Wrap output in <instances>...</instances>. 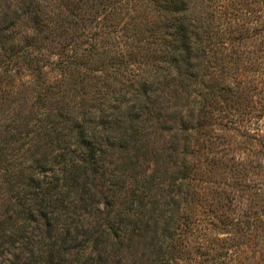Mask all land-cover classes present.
I'll return each mask as SVG.
<instances>
[{
  "label": "trees",
  "instance_id": "obj_1",
  "mask_svg": "<svg viewBox=\"0 0 264 264\" xmlns=\"http://www.w3.org/2000/svg\"><path fill=\"white\" fill-rule=\"evenodd\" d=\"M39 1L21 0L6 13L0 32L19 20L24 21L25 16L26 21H34L32 34L14 51L10 60L13 67L23 60L36 79L43 80L45 65L27 48L40 31L37 24L44 19L40 15L42 4ZM222 1L195 0L187 6L183 0H152L158 12L155 27L147 29L148 35L138 37V49L149 54L156 44L158 50L168 55L177 71L169 72L170 75H163L158 70L141 74L130 90L137 100L127 111L128 117L139 118L146 114L148 119L156 120L157 127L172 130V126L163 125L169 115L158 109L163 108L162 99L175 98L185 92L193 104L187 115L179 117V139L184 146L173 145L178 155L174 164L179 172L175 181L179 182H170L167 192L160 197L153 199L148 194L151 180L146 178L141 187L133 184L131 193L124 190L123 178L128 170L136 169L143 146L140 127L132 126L127 139L120 144L127 152L124 163L120 168L109 170L102 157L106 152L104 141L98 138L97 132L89 134L78 120V146L70 148L68 144L63 145L67 133L46 111L33 118L28 130L29 123L21 117L20 111L6 117L5 124L0 125L3 126L0 131H6L9 137L3 142L5 146L0 145V201L6 202L0 213V256H8L5 264H130L126 249L137 237H144L145 232L151 231V225L157 226L159 217L163 225L157 235L158 246L153 252L152 264H238L244 254L246 262L244 259L242 264L257 263L247 261V249L256 243L260 232L264 233V135L257 133L258 127H250L255 124L250 108L251 90L245 74L236 64L241 59L237 48L239 34L231 29L230 8ZM196 5L199 10L195 11ZM42 6H50L52 10L51 5L43 3ZM224 12H227L225 17ZM47 13L44 10V14ZM233 53L238 58H234ZM56 66L67 69L71 65L59 60ZM2 75L3 78L10 77L11 67L0 66V81ZM41 94L37 105L45 108ZM175 118L177 116L173 114L172 119ZM121 119L119 115H113L102 120L117 125ZM223 122L243 126V132L235 129L242 137L256 143L248 147L249 155L235 157L234 163L228 161L237 170L236 183L218 184L217 191L224 205H230L238 198L247 202L242 204L243 212L236 217L222 213V229L231 235L217 239L220 241L217 250L205 248L203 244L192 245L188 234L210 229L205 225L204 195L200 187L203 179L199 173L203 162L209 161L204 150L211 151L215 146L211 128ZM178 130H175V138ZM32 134L34 136L30 137ZM32 139H48L54 151L38 156L33 152L34 157L29 161L18 159L14 150L6 146L10 143L13 148L15 142L29 140L31 143ZM110 145L115 146L113 141ZM55 150L58 153H54ZM14 156L15 161L12 160ZM212 159L220 161L215 156ZM250 173L262 176V181L250 182ZM155 177L156 174L151 176ZM106 180L110 183V192L99 196L97 186ZM123 194L127 197L119 201ZM91 216L92 221L87 219ZM88 248V255L80 262L77 256ZM14 249L18 252L12 251ZM251 253L255 254V251Z\"/></svg>",
  "mask_w": 264,
  "mask_h": 264
},
{
  "label": "rangeland",
  "instance_id": "obj_2",
  "mask_svg": "<svg viewBox=\"0 0 264 264\" xmlns=\"http://www.w3.org/2000/svg\"><path fill=\"white\" fill-rule=\"evenodd\" d=\"M194 2L195 0H183L187 6ZM20 3L21 0L1 1L0 24L6 13H10ZM39 3L51 5L52 10L50 6L41 5L40 15L44 19L37 24L40 31L36 38L28 43L27 48L34 56L41 58V63L45 65L43 80H37L32 74V69L23 60L14 67L10 60L14 51L23 46L26 38L32 34L34 21H26L25 16L24 21L19 20L17 24L0 32V66L11 67V76L3 78L2 75L0 81V108H2L0 125L5 124L9 114L20 111L21 117H25V121L29 123L28 125L24 122L28 125L26 127L28 130L33 118L46 111L52 121L58 123V127L67 133L63 145L68 144L70 148H74L78 146L79 128H76L78 120L79 124L87 128L89 134H92V131L97 132L98 138L104 141L103 149L106 152L102 157L109 170L120 168L124 163L127 152L120 144L127 139V132L132 126L140 127L143 146L138 154L136 169L128 170V174L123 178L124 190L131 193L130 189L135 185L141 187L146 178L151 180L148 194H151L153 199L160 197V194L167 192L170 182H179V180L175 181L179 172L174 164L175 160H178V155L173 145L184 146V142L179 139L181 137L178 130L179 117L187 115L193 104L185 92H181L180 96L175 98L162 99L163 108L158 107V109L169 115L163 125L172 126V130L157 127L156 120L148 119L146 114H141L139 118L128 117L129 108L137 100L130 90L141 74L158 70L163 75H170L169 72L177 71L168 60V55L158 50L156 44L149 54L146 50L137 47L138 37L148 35L147 29L155 27L158 12L154 2L152 0H40ZM222 3L230 8L231 13L228 14L232 16L231 29L235 30V34H239L237 48L241 59L236 60V64L245 74L251 90L250 108L255 124L250 127H258L257 133L264 135V0H223ZM194 9L199 10V5ZM44 10L48 13L44 14ZM225 15L227 12H224V17ZM223 22L228 28L225 19ZM144 57L147 59H143ZM233 57L238 58L234 53ZM59 60H64L71 66L67 69L58 68L56 64ZM39 93H42L41 96L45 100V108L37 105ZM173 114L177 118L172 119ZM113 115L122 118L117 125L106 124L102 120ZM225 123L227 122L211 128L215 146L211 151L204 150L209 161L203 162V168L199 173L203 179L200 187L204 195L202 201L204 218L207 221L205 225L210 229L202 233L188 234L189 239L193 241L192 245L203 244L205 248L214 247L217 250L220 249V241L217 239L231 235L222 229L221 221L224 218L222 213L236 217L243 212L242 204L247 202L246 199L238 198L232 204L224 205L217 191L218 184L221 183L222 186L236 183L237 170L233 169L228 161L232 163L235 157L249 155L248 147L256 143L242 137L241 132L235 129H241L240 131L243 132V126L231 123L225 125ZM0 128L3 129V126ZM175 130H178L176 138ZM8 138V133L1 130L0 145L5 146L3 142ZM28 141L15 142L13 148H10V143L6 146L9 150H14L13 153L17 154L18 159L29 161L34 157L33 152L38 156L54 151L48 139L37 140L39 141L37 145H34L37 141L33 139L31 143ZM112 141L115 146L110 145ZM259 149L263 150V148ZM54 153H58V150ZM212 156L219 158L220 161L214 162ZM12 160L15 161L16 156ZM153 174H156L155 178H151ZM248 179L250 182L254 180L260 182L263 178L258 174L250 173ZM139 180L141 181L137 184ZM109 184L106 180L97 186L99 196L110 192ZM123 196L124 194L119 201L127 197ZM152 197L148 199L151 201ZM5 205L6 202L0 201V213H3ZM87 219L92 221V216ZM158 220L157 226L151 225V231L145 232L144 237H137L134 244L126 249L125 255L128 256L130 264H152L153 252L158 246V233L163 225L162 218L159 217ZM260 234L255 240L256 243L247 249L248 262L257 261L255 264H264V241H262L264 233L260 232ZM46 250L48 253V249ZM12 251L18 252L15 249ZM88 251L89 248L85 253L77 256L80 262L85 255H88ZM252 251H255V254L251 253ZM7 257V255L0 256V264L7 263ZM245 257L244 254L238 264H242ZM133 261L137 262L133 263ZM244 261L246 262V259Z\"/></svg>",
  "mask_w": 264,
  "mask_h": 264
}]
</instances>
